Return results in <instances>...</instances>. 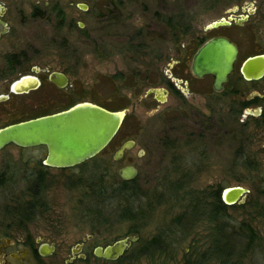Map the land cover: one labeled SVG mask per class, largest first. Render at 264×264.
Masks as SVG:
<instances>
[{
	"label": "rangeland",
	"instance_id": "374dc122",
	"mask_svg": "<svg viewBox=\"0 0 264 264\" xmlns=\"http://www.w3.org/2000/svg\"><path fill=\"white\" fill-rule=\"evenodd\" d=\"M78 5H86V11L80 10ZM235 8H249L254 13L244 16L247 19L240 27L206 29L214 21L227 19L228 12ZM239 10L232 14L234 18L244 15ZM61 11L63 22L59 24L56 14ZM169 21H178L181 29L177 25L170 30L166 25ZM217 35L227 37L238 47L236 67L246 57L264 53V0H48V34L28 39V43L41 52L36 62H48V78L57 72L64 74L69 82L59 89L46 79L34 95V112L24 114L21 120L52 114L83 102L110 111L127 109L118 135L96 157L114 178L121 168L134 167L137 170L135 184L144 192L154 190L163 172L171 169L172 161H183L179 166L184 164L190 182L188 188L179 193L186 195V200L160 201L151 223L141 233L142 239L150 238L157 227L179 215L190 201L188 194L209 195L220 187L223 190L240 186L249 191L244 206L230 208L228 213L238 222H249L264 240V218L259 216L262 215L259 207L264 205L260 194L264 187V127H254L252 120H246L249 123L243 139L238 134L240 116L228 111L233 100H242L254 91L264 93V79L257 84H241L235 73L225 92L216 95L212 92L210 78H193L190 56L201 43ZM137 45L146 47L143 56L128 51L129 46ZM185 51L191 53L186 68L179 72L170 69L168 57ZM168 72L185 77L197 96L186 102L179 99L178 103L168 97L164 105L160 104L157 112L152 113L157 103L151 96L143 98V95L167 78ZM235 88L241 90L239 95H230ZM128 140L134 142L133 148L122 160L114 161V153ZM242 147L249 157L256 156L255 161L261 163L263 172L247 173L233 165ZM46 154L43 147L9 146L0 151V172L9 164L17 168L13 181L0 189V239L16 241V251L23 249L18 242L27 238L54 244L50 256L36 260L31 257L23 264H109L95 261L91 255L88 261L71 260L72 249L88 236L92 238L84 242L86 252L96 245L106 246L127 237L125 225H115L106 233L99 229L91 234L90 222L80 214L84 204L82 196L88 191L77 184V180L88 179L91 168L100 162L63 170L48 168V211L27 224V232L21 231L18 223L9 226L11 223L5 221L8 198L20 195L25 189L24 165L27 162L30 169L43 162ZM180 174L178 172L177 176ZM207 229L206 222L198 223L194 235L185 241L182 249L187 248L194 237H206ZM246 256L243 264H250L252 258L255 259L252 264H264L262 250L257 249L254 255L250 252L251 258L248 253ZM175 258L170 264H180L181 253ZM120 264L131 263L125 260ZM132 264L150 263L140 259Z\"/></svg>",
	"mask_w": 264,
	"mask_h": 264
},
{
	"label": "trees",
	"instance_id": "16d2710c",
	"mask_svg": "<svg viewBox=\"0 0 264 264\" xmlns=\"http://www.w3.org/2000/svg\"><path fill=\"white\" fill-rule=\"evenodd\" d=\"M166 25L173 30L172 21L166 22ZM239 127V137L245 139V130L248 127L241 124ZM234 160L233 165L237 169L247 173L263 172L261 163L250 161L244 147L237 151ZM93 162H100V165L91 168L88 179L83 180L81 177L77 180V184H82L88 191L82 196L84 204L80 208V214L90 222L91 234L97 233L99 229L106 233L115 225H125V235L137 238L117 261L102 260L103 262L120 264L126 260L132 264L145 259L150 264H170L176 260L175 256L181 253L180 264H243L247 253L250 257V252L254 255L257 249L264 252V240L257 235L250 223L244 220L238 222L228 213L230 208H243L244 203L225 206L220 199L221 187L212 190L209 195H198L194 192L188 194L190 201L182 207L179 215L172 218L170 223L157 227L156 233L150 238L142 239L141 233L148 223H151L150 219L157 205L165 203L166 200H186V195L179 193L188 188L190 182L189 175L184 171V164L179 166L183 161H172V170L163 172L152 192L140 189L135 184V179L124 182L119 177L109 175L107 167L97 157L79 166H88ZM28 165L27 162L24 165L25 189L20 195L8 198L5 219L11 223L9 226L18 223L19 229L24 232H27V224L48 211V167L44 166L43 162H38L30 169ZM14 170L17 168L9 164L0 172V189L13 181ZM178 172H181L179 176ZM260 194L264 199V187L261 188ZM160 201L162 202L159 203ZM259 208L262 214L259 216L264 218V205ZM202 220L208 226L207 236L201 239L194 237L188 247L182 249L185 241L194 235L198 223ZM99 260L101 259L95 258V261ZM253 262L255 259H250V264Z\"/></svg>",
	"mask_w": 264,
	"mask_h": 264
},
{
	"label": "water",
	"instance_id": "95a60500",
	"mask_svg": "<svg viewBox=\"0 0 264 264\" xmlns=\"http://www.w3.org/2000/svg\"><path fill=\"white\" fill-rule=\"evenodd\" d=\"M86 11V5H78ZM246 17L234 20L236 25H242ZM232 19H220L209 24L206 29L213 30L229 26ZM238 57L236 45L225 37H213L204 42L195 52L191 60V74L197 79L212 77V88L220 92L232 75ZM240 73L246 81H256L264 76V55L247 58L240 66ZM49 81L57 88L63 89L68 85V78L54 72ZM37 88V86H36ZM150 93V91L148 92ZM155 93L161 94L160 91ZM161 100V99H159ZM125 117V111H110L92 103H77L68 109L45 116L7 126L0 130V151L9 145L22 149L43 147L47 154L43 165L54 169H69L79 166L99 155L112 142L120 129ZM133 141L125 142L113 155L114 161H119L125 151L131 150ZM137 176V170L125 166L118 171V177L124 182L132 181ZM248 190L233 186L224 188L220 199L225 206L243 204ZM91 236L86 239H91ZM83 239L82 242H85ZM136 237L127 236L106 246L96 247L93 251L97 259L115 262L124 255ZM78 244L72 249V255L80 251ZM54 252V246L43 244L40 254L48 257ZM26 253L19 257L13 254L14 260L20 261ZM83 257V256H81ZM0 264H14L4 260Z\"/></svg>",
	"mask_w": 264,
	"mask_h": 264
},
{
	"label": "flooded vegetation",
	"instance_id": "af4514ba",
	"mask_svg": "<svg viewBox=\"0 0 264 264\" xmlns=\"http://www.w3.org/2000/svg\"><path fill=\"white\" fill-rule=\"evenodd\" d=\"M236 10L239 9L238 8L231 9L228 12L227 19L231 18L232 22L229 26L226 27H230L232 25L240 27L241 25H236L234 23V20L242 19L244 16L249 17L254 13L253 10L246 8L239 10V11H243L244 13L243 16L241 15L234 18L232 14ZM62 14H63L62 11L60 12V14L59 12L56 14V16L60 20L59 24L60 22L61 23L63 22ZM179 24L180 23L178 21L177 23H173L172 29L177 25L180 28ZM47 34H48V0H0V130L7 126L33 119L30 118L26 120L24 119L21 120L20 117L24 116V114L26 113L34 112L35 110L34 95L36 91H38L43 86L45 80L46 79L49 80L48 62L47 61L43 63L36 62V59L38 57L37 55H41V52L36 51L35 48L28 43V39L37 35L39 37L46 36ZM213 37H225V36L217 35ZM203 43H201L195 49V51H193L192 55L190 52L188 53L189 50L187 49L188 51H185L183 53H177V54L175 53V56L173 57L169 56L168 59L171 62L169 68L175 69L177 72L186 68L188 64L187 58L191 55L190 57L192 60L195 52L200 48V46ZM127 49L128 51L132 52L134 55H138V56L139 55L143 56V53H145L146 51V47L143 45L129 46ZM237 50H238V57H237L238 60L239 58L238 47ZM255 55H264V53L255 54ZM249 57H246L244 60H246ZM243 61L241 62V64L243 63ZM241 64L239 65V67H236L235 64V69L232 75L228 78L227 83L223 85V89L220 92H215L213 90L212 77H205L211 79V89L214 94L222 95L225 92L226 87L231 83V78L234 76L235 73L239 75V77H237V81L241 82V84L244 83L257 84L259 81L264 79L263 76L261 79L256 81H246L243 78L242 74L240 73ZM190 67H191V61H190ZM190 73H191V69H190ZM165 75H167L168 77L161 79L160 84L155 85V87H152L151 89H148L143 95V98L144 97L147 98L151 96V98L157 103V106L154 107L155 109H153L152 113H156L158 106L160 104L164 105L168 97H173L174 101L178 103L179 99L186 102L195 99L197 96L195 91L191 87L189 81L185 77L183 76L178 77V75H175L170 72H168V74ZM149 91L150 93H148ZM155 91H160L162 93L161 94L155 93ZM240 91L241 90L239 88L232 89L230 95L231 94L239 95ZM232 102L233 104L231 107H229L228 111L233 115L240 116L241 120L239 121L241 123L238 122L239 124L247 126V124L249 123L247 121L252 120V124H254V127L257 128L264 127V93L263 92L254 91L253 93L247 95L244 99L233 100ZM122 111H125V117H126L128 114V110L124 109ZM120 129L114 136L113 140L118 135ZM125 142H123L118 147V149ZM9 146H16V145H9ZM262 149L264 151V144L262 146ZM128 151L124 152L123 157ZM123 157L120 160H122ZM249 158L250 161L256 160V156ZM262 161H264V159ZM90 240L86 239L85 242ZM18 244H22L23 249L16 251L15 250V247L17 245L16 241H13L10 238L0 239L1 261L12 259L13 261L16 262V264H23L31 257H33L34 260L39 259L43 257L40 254L41 246L43 244H48L50 246L53 243L50 242L45 243V242H41V240L34 241L33 239L27 238L26 241H23L21 243L18 242ZM79 244L81 245V249L80 251H78V253H75L76 255L75 254L72 255L71 260L78 258L82 261H85L90 257V255L96 258L93 254V251L96 247H99L98 245L94 246L93 248L89 249L88 252H86V246H85L86 244L84 242ZM24 253H26V255L20 261L14 260L11 257L13 254H16L19 257H21L22 254Z\"/></svg>",
	"mask_w": 264,
	"mask_h": 264
}]
</instances>
